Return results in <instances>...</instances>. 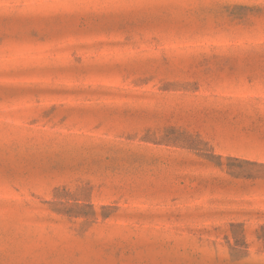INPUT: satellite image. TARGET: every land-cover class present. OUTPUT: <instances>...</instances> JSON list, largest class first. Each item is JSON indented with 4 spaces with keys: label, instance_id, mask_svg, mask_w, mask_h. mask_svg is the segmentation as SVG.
<instances>
[{
    "label": "rangeland",
    "instance_id": "1",
    "mask_svg": "<svg viewBox=\"0 0 264 264\" xmlns=\"http://www.w3.org/2000/svg\"><path fill=\"white\" fill-rule=\"evenodd\" d=\"M264 0H0V264H264Z\"/></svg>",
    "mask_w": 264,
    "mask_h": 264
},
{
    "label": "crops",
    "instance_id": "2",
    "mask_svg": "<svg viewBox=\"0 0 264 264\" xmlns=\"http://www.w3.org/2000/svg\"><path fill=\"white\" fill-rule=\"evenodd\" d=\"M228 85L230 87L216 92H224L226 96L236 99L251 98L257 100L264 97V76H258L251 82L241 79L230 82ZM262 119L259 115L255 119V124L248 123V121L227 124L223 129L211 131L208 140L215 146L224 147V149L219 150L233 154L238 151H245V146H262L264 145V126L263 123H258Z\"/></svg>",
    "mask_w": 264,
    "mask_h": 264
}]
</instances>
